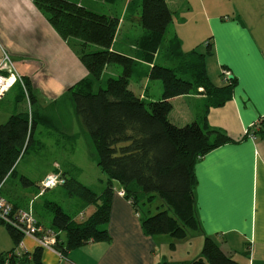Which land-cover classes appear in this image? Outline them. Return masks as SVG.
<instances>
[{"label":"crops","instance_id":"0c3cea01","mask_svg":"<svg viewBox=\"0 0 264 264\" xmlns=\"http://www.w3.org/2000/svg\"><path fill=\"white\" fill-rule=\"evenodd\" d=\"M164 1L172 17L155 64L159 53H166L167 41L173 38L179 42L182 54L199 52L204 55L203 63L213 87L226 86L227 78L234 80L230 98L221 106L210 105L202 88L196 93L170 99L172 109L168 119L172 124L182 127L194 121L200 123L206 115L207 124L230 139L209 151L194 166V197L199 222L195 235L202 241L205 237L213 239L225 255L239 264H264V129L254 130L253 138L245 135L264 116V0ZM129 24L132 26L124 33L127 37L119 44L117 37L124 27L120 20L111 50L135 60L134 93L144 100L158 101L162 97V86L151 83L153 80L146 74L152 64L138 57L136 41L143 30L140 36L131 37V27L136 24ZM207 43L210 44L209 53H206ZM0 51L10 55L23 80L29 83L34 97L32 111L33 105L43 99L53 104L58 102L68 95L66 91L71 86L88 75L74 52L30 0H0ZM165 60L164 66L172 65ZM149 85L154 86L150 95L147 94ZM17 86V93H23ZM17 93L16 98L20 96ZM36 118L44 125L49 123L46 116L37 115ZM63 136L68 135L64 133ZM50 173L68 174V170L53 162L34 177L35 183L27 173L21 177L38 188L39 182ZM10 179L1 186V196L7 198L11 206L30 209L43 227L41 217H47L51 225L52 216L46 215L47 203L41 206L45 213L36 214L34 210L41 194L33 195ZM3 191L7 197L3 196ZM116 191H120V186L114 183L109 220L102 227L108 233V241L88 242L67 251L65 258L41 249V264H175L189 263L200 256L201 246H197L195 254L184 248L185 256L178 257L176 250L183 245L173 244L171 236L146 235L141 220L133 212V205ZM19 192L27 197L21 200ZM87 205L84 212L77 213L74 222L85 221L95 211V204ZM46 229L54 230L52 226ZM56 234L65 240L64 232ZM22 243L29 254L37 248L30 238H23ZM17 248L6 228L0 225V258Z\"/></svg>","mask_w":264,"mask_h":264},{"label":"trees","instance_id":"16d2710c","mask_svg":"<svg viewBox=\"0 0 264 264\" xmlns=\"http://www.w3.org/2000/svg\"><path fill=\"white\" fill-rule=\"evenodd\" d=\"M30 1L88 73L66 93L72 99L81 128L93 145L96 166L107 177L104 193L97 195L69 178L68 174L55 173L63 178L61 186L69 190V195H76L86 204L96 205L95 211L85 221L76 223L59 205L47 203L53 213V231L65 233L64 241L57 234L55 249L60 257L65 258L67 251L88 242L108 241V233L102 227L99 230L98 226L105 225L109 220L114 183L120 186L124 197L128 195L131 198L132 204H136L135 195L138 193L145 194L148 203L155 199L160 201L161 210L141 221L146 235H168L182 240L197 231L199 222L194 197V166L201 157L230 142V139L223 132L210 127L206 115H203L200 123L194 121L182 127L172 124L168 119L172 109L170 99L196 93L198 88H202L210 105L221 106L230 98L234 80L227 78L226 86L213 87L203 63L204 55L196 52L182 54L179 42L173 38L167 41L168 56H164L172 67L155 64L172 13L164 0H124L123 17L143 30L136 46L139 60L152 64L146 76L162 84L160 100H144L129 88L135 60L111 50L120 18L91 11L80 0ZM103 1L111 3L115 0ZM91 47H96V51H90ZM206 47V53H209L210 44L207 43ZM112 64L120 68V75L108 78L104 88L95 90L104 69ZM23 81L26 93L23 91L22 96L31 107L34 97L29 83ZM15 85L20 86L15 83L12 87ZM214 100L216 103H212ZM30 107L11 115L0 125V189L8 178L16 176L15 164L33 142L39 119ZM19 180L25 187L35 185L24 177ZM16 207L12 206V212L19 210ZM0 225L6 228L17 246L23 239L22 233L1 220ZM40 254L41 249L37 247L32 254L27 252L13 260V264H41ZM175 264L239 263L225 255L213 239L205 237L199 257L189 263Z\"/></svg>","mask_w":264,"mask_h":264},{"label":"rangeland","instance_id":"374dc122","mask_svg":"<svg viewBox=\"0 0 264 264\" xmlns=\"http://www.w3.org/2000/svg\"><path fill=\"white\" fill-rule=\"evenodd\" d=\"M125 1L115 0L111 3H104L103 0H80V3L91 11L100 14L115 15L124 22L123 30L117 37V40L120 44V40H124L127 37L124 33L128 32V26H132L129 24L130 22L125 20L123 17ZM131 28L133 29L131 37L140 36L142 29L138 24ZM166 36H168L167 33ZM94 48L96 49V47H91L89 50L96 51ZM164 54L165 53H163V55ZM163 55L161 52L159 53L156 62L157 64L163 65L165 63V58H163ZM0 56L2 60L3 51H0ZM166 56H168V53H166ZM166 66L172 67L169 65ZM120 72V68L116 65H109L103 72V76L101 77L100 81L95 84V90L98 88H104L107 79L117 78L120 75ZM133 81H136L134 77L131 79L129 84V88L131 90L133 89ZM151 83H158L160 86H162L159 80H153ZM17 87V85L16 87H13V89H11L8 94H5V98L2 101L0 100V125L7 121V119L10 117L8 115H14L27 109L29 110L30 104H28L26 98L20 101L23 96L22 93H17ZM153 87L154 86L149 85L147 89L148 95L153 92ZM16 93L20 95L17 98L15 97ZM147 99L149 100L151 98ZM23 107H25V109ZM30 108L32 111V107ZM36 112L38 113L34 114L35 117H37V115L46 116V118L49 119V123L44 125L45 123L39 122L37 125V128L33 134V142L23 154V156L21 154L23 158L21 160L19 159L20 161L16 170V176L12 177L10 182L14 181L18 184V186H21L23 190H28L33 195H37L39 193L37 186L31 185L25 187L22 185L19 178L24 173H27L32 182L35 183L36 179H34V177L45 171L50 167V165H52L53 162H55L56 164L61 165L63 168L68 170L69 178L80 182L97 195L103 194L107 187V177L96 166L95 150L89 139V136L80 126L75 114L71 97L66 95L54 104L50 100L43 99L37 102L36 105H33V113ZM62 133H65L68 136H63ZM50 174H47L46 176ZM42 180L39 182V184L42 182ZM2 194L3 196L7 197L5 191H3ZM18 197L23 200L27 197V195L24 193L21 194L19 192ZM135 197L136 204H132V200L128 195L125 197V200L133 205V212L136 214L139 220L142 221L146 217L152 216L161 210V204L158 199H155L152 203H148L146 199L147 196L143 193H138L135 195ZM36 200L37 201L34 208L36 214H41L44 212V210L41 209L42 204L55 203L61 207L65 214L73 219L78 212L83 211L85 207L87 208L89 206L76 195H69V190L62 186L57 187L55 190L44 192V195H39ZM47 212L48 213H46V215H53L49 209ZM40 221L46 228L51 226L47 222V217L45 219L41 217ZM103 226L99 225L98 229L100 230V228ZM171 240L175 245H183V248L179 247L176 250L175 256L178 257L185 256L186 250L184 248L190 249V252L194 254L196 252L197 246H201L202 249L203 241L195 235V232H191L186 240H175L172 238ZM198 253L200 254V252Z\"/></svg>","mask_w":264,"mask_h":264},{"label":"built area","instance_id":"2783aa9c","mask_svg":"<svg viewBox=\"0 0 264 264\" xmlns=\"http://www.w3.org/2000/svg\"><path fill=\"white\" fill-rule=\"evenodd\" d=\"M224 75L229 77L226 73ZM15 83H19L24 93H26L25 83L21 74L17 71L15 62L7 52L3 51L2 60L0 62V99L3 98L5 93H7ZM263 127L264 116L259 118L250 129L246 131L245 135L253 138L254 130L262 129ZM63 183L64 180L59 174H50L39 184V193L43 194L46 191L53 190L63 185ZM117 194L120 197L125 196L122 190ZM0 220L21 232L23 238L32 239L40 249L49 250L60 256L55 249L57 234L39 224L30 209H19L12 212V206L6 202L4 198L0 197ZM17 247L18 248L13 250V252H7L0 258L1 264H13V260H17L24 253H27L22 240Z\"/></svg>","mask_w":264,"mask_h":264}]
</instances>
